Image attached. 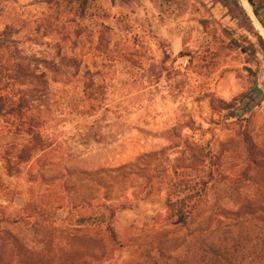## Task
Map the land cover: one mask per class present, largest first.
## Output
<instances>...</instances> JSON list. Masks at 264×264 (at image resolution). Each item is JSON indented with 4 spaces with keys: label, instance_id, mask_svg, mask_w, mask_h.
Instances as JSON below:
<instances>
[{
    "label": "rangeland",
    "instance_id": "1",
    "mask_svg": "<svg viewBox=\"0 0 264 264\" xmlns=\"http://www.w3.org/2000/svg\"><path fill=\"white\" fill-rule=\"evenodd\" d=\"M254 23L242 0H0V264L179 251L194 224L157 221L172 191L264 250Z\"/></svg>",
    "mask_w": 264,
    "mask_h": 264
},
{
    "label": "trees",
    "instance_id": "2",
    "mask_svg": "<svg viewBox=\"0 0 264 264\" xmlns=\"http://www.w3.org/2000/svg\"><path fill=\"white\" fill-rule=\"evenodd\" d=\"M247 2L254 7L253 0ZM254 15L257 18L256 10ZM264 52V42L257 36ZM179 192H168L166 200V215L158 216L157 221L168 226L170 223H179L180 226L187 228L189 224H194L193 230L189 234L181 238L182 247L179 251H165L163 241L159 240L161 246L153 250H149L143 254L144 264H264V250L255 253H244L240 249L241 239L249 235H239L235 229L238 226L237 214L233 213L230 219L225 221L220 218L217 221L207 223L203 221L197 222V207L194 203L187 200L177 198ZM174 196V197H173ZM108 229H112L110 225ZM233 228L223 232L224 229ZM237 230V229H236ZM173 232L167 233V236ZM232 234V239L227 241V235ZM177 240V239H176ZM227 242L231 243V247H227Z\"/></svg>",
    "mask_w": 264,
    "mask_h": 264
},
{
    "label": "flooded vegetation",
    "instance_id": "3",
    "mask_svg": "<svg viewBox=\"0 0 264 264\" xmlns=\"http://www.w3.org/2000/svg\"><path fill=\"white\" fill-rule=\"evenodd\" d=\"M248 14H250V16H251V18L253 19V20H255V23H254V25H255V28H256V30H261L260 32H261V35H262V31H263V29H262V27L260 26V24L256 21V19H255V17H254V15L252 14V11H251V7H250V5H249V13ZM259 32V31H258ZM264 32V31H263ZM263 36V35H262ZM264 38V37H263Z\"/></svg>",
    "mask_w": 264,
    "mask_h": 264
},
{
    "label": "bare ground",
    "instance_id": "4",
    "mask_svg": "<svg viewBox=\"0 0 264 264\" xmlns=\"http://www.w3.org/2000/svg\"><path fill=\"white\" fill-rule=\"evenodd\" d=\"M243 1V7H244V9H245V11L247 12V13H249V3L247 2V0H242ZM259 31V33H260V35H261V30L259 29L258 30ZM262 35H263V37H264V32L262 31ZM261 35V36H262Z\"/></svg>",
    "mask_w": 264,
    "mask_h": 264
}]
</instances>
